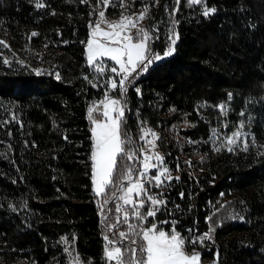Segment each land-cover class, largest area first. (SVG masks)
<instances>
[{
	"label": "trees",
	"instance_id": "1",
	"mask_svg": "<svg viewBox=\"0 0 264 264\" xmlns=\"http://www.w3.org/2000/svg\"><path fill=\"white\" fill-rule=\"evenodd\" d=\"M44 2L37 9L34 0H0V40L8 44L0 45V121L18 118L0 127V264H64L65 242L84 264H106L87 108L103 99L107 78L88 67L83 43L97 17L96 0ZM205 2L217 9L208 18L201 6H179L175 53L130 84L125 128L134 145L141 127L155 130L180 177L148 226L170 232L176 220L181 236L195 239L220 223L212 240L196 246L202 264H213L217 253L218 264H264V0ZM222 103L229 105L227 117L219 114ZM241 120L250 122L255 141L248 151H213L212 129L227 123L231 132ZM185 249L193 247L186 242Z\"/></svg>",
	"mask_w": 264,
	"mask_h": 264
},
{
	"label": "snow or ice",
	"instance_id": "2",
	"mask_svg": "<svg viewBox=\"0 0 264 264\" xmlns=\"http://www.w3.org/2000/svg\"><path fill=\"white\" fill-rule=\"evenodd\" d=\"M80 2L87 4L89 0H80ZM182 2L189 9L201 6V15L204 18L212 16L217 11L215 7H208L205 0H174L171 11H169L170 6L166 4L165 11L169 12V16L172 18V27L168 29L167 43L162 53L156 51L153 47L155 41L160 39L158 27H139L140 22L148 18L149 8L147 6L137 13H131L128 11L130 7L128 0H118V7L124 11L120 12L118 20L110 22L106 16L107 9L117 5L113 3V0H96L94 9L98 18L95 21L90 20L88 24L89 36L83 42L86 45L85 53L88 67L103 76L105 67L102 63L97 64L96 61L106 57L115 65H109L111 73L121 77L118 81L109 77L106 84L103 85L106 89L103 99L94 102L95 106L87 108L88 119L92 125L90 128V179L93 193L96 197L101 198L98 207L105 221L113 220L112 216L107 215V212L113 210L106 209L105 206L109 203L115 204L114 212L116 216L114 222L106 224L107 231L111 233V236L108 234L104 236V259L106 264H113V262L115 264H202L201 253L196 250V246L203 247L206 240H212L216 228L221 226L220 223H210L208 231L195 239L190 236L187 238L182 237L175 228L176 220L171 222L173 225L171 233L157 229L155 223H152L151 227H144V221L148 220L149 217H156L161 207H166L167 204L162 191L157 195H153L151 189L162 190L166 186H171L173 180H180V177H173L170 169L165 166L164 157L154 151L159 136L146 126L140 128L141 135L139 137L145 143L139 149H136V152L143 157L142 160H139L141 167L134 169L131 163L138 158L131 147L133 137L125 128L126 101L124 97L127 94L128 85L131 83L130 78L134 79L135 76L147 72L153 64H157L174 54L179 39V34L175 31V25L178 21L174 17L180 10L179 6ZM155 3L158 4L159 0H155ZM34 5L37 9L46 6L44 0H34ZM89 15L92 16L93 13H89ZM102 24L106 25L110 31L103 30ZM133 29H135V32L132 31ZM37 35L36 32L31 33L32 37ZM97 37L107 40L108 45L102 43ZM0 45L8 47L4 40H0ZM3 63L9 65L10 62L5 59ZM18 63L24 66L22 61H18ZM35 74L39 76L41 71L36 69ZM56 78L60 79L59 73L56 74ZM84 79L89 80L91 87H98L97 84L91 83L89 76H84ZM117 90L119 98L111 97L110 92ZM135 91L138 95L141 94L139 87H136ZM232 99L233 94L228 93V101L230 102ZM249 103H251V100H249ZM101 105L103 111L98 113ZM217 107L219 114L227 117L229 105L222 103ZM239 115L243 117L245 112L241 111ZM249 119L251 118L249 117ZM12 122H18L15 115L10 119L0 121V127H5ZM244 123L243 120L239 121V127L236 131L226 135L221 144L214 148V151L219 152L222 148H225L228 152H233L237 147V141L241 137L250 135V133L243 131ZM224 127H228L227 123ZM149 134L153 139L146 140ZM9 135H11L10 131ZM212 137H219V133L215 129L212 130ZM213 143H215L214 140ZM149 145L150 147H147ZM240 150L248 151L247 140L243 141V147ZM0 155L3 154L0 153ZM153 160L155 163L151 162ZM188 163L191 166V162ZM179 169L180 166L177 165V170ZM153 172L154 174L150 175ZM179 195L181 199L185 196L183 192ZM221 196H223V193H221ZM121 201L122 203H120ZM9 207L11 208L12 205H9ZM176 207L179 208V205H176ZM221 207L224 206L221 205ZM142 209L144 211H141ZM13 211H15V208H13ZM229 218L243 220V217L231 215ZM211 219V216L207 217L208 221H211ZM132 220L139 223H132ZM121 225L126 230H122ZM117 235L119 239H113ZM61 239L66 241L67 238L62 237ZM186 242L193 247L191 254L185 249ZM64 251L69 252V249L65 248ZM218 259L219 253L216 254L213 264H218ZM73 261L74 264H79V257H73Z\"/></svg>",
	"mask_w": 264,
	"mask_h": 264
},
{
	"label": "rangeland",
	"instance_id": "3",
	"mask_svg": "<svg viewBox=\"0 0 264 264\" xmlns=\"http://www.w3.org/2000/svg\"><path fill=\"white\" fill-rule=\"evenodd\" d=\"M118 0H113V3L114 4H116L117 6H114V7H109L112 11H114V12H119L115 17H109V16H107V14H106V16H107V19H108V21H116V20H118L119 19V15H120V11H124L123 9H121V8H119L118 7ZM140 2H141V5L140 6H137V5H134V4H130V7L128 8V11L129 12H131V13H137V12H139L140 10H142L143 9V7H145V6H147L148 8H149V14H148V18H146V19H144L142 22H140V24H139V27H141V28H148V27H150V26H156V27H158V29H159V36H160V39L159 40H157V41H155V43L153 44V47H154V49L156 50V47H163V50L165 49V45H166V43H167V40H166V37H167V35H168V29L170 28V27H172V23H171V17L169 16V12H166L165 11V5L167 4V5H169L170 7H171V4L174 2V0H164L163 1V3L161 4V6L160 7H158V4H156L155 3V0L154 1H152V0H140ZM138 7V8H137ZM170 7H169V11H171L170 10ZM101 10H103V9H101ZM98 18V16L96 17V19ZM95 19V20H96ZM101 27H102V29L103 30H105V31H110V29H108L107 28V26L106 25H101ZM133 32H135V29H133L132 30ZM97 39H99L102 43H105L106 45H108V41L107 40H105V39H103V38H101V37H97ZM109 46H112V45H109ZM157 51V50H156ZM175 53V52H174ZM96 63L97 64H103L104 65V67H105V73H104V75L102 76V77H104V78H107L106 79V81L108 80V78L110 77V78H112L113 80H115V81H118L121 77L120 76H117L116 74H114V73H111V71H110V69H109V65H112V66H115L114 65V62H112L111 60H109V59H107L106 57H104V58H101L100 60H98V61H96ZM118 67V66H117ZM145 73V72H144ZM143 74V73H142ZM134 76H135V74H133ZM141 75V74H140ZM138 76H135V78L134 79H132V78H130V80H131V83L130 84H132L133 83V81L137 78ZM106 83V82H105ZM130 84L128 85V87L130 86ZM110 96L111 97H113V98H119V92H118V90L117 91H115V92H110ZM124 100L126 101V96L124 97ZM92 106H95V104H93ZM103 111V108H100L99 107V109H98V113H100V112H102ZM97 113V114H98ZM101 119L103 118L102 116L100 117ZM125 119H126V107H125ZM250 122H246V124H244V129H243V131H245V132H248V133H250V135L249 136H247V137H241L240 138V140L239 141H237V147L235 148V149H241L242 147H243V141H245V140H247V142H248V146L250 145V143L252 142V140H253V138H252V133H251V128H250V124H249ZM224 125H225V123L223 124V126H221V127H218V128H213V129H215L216 130V132L217 133H219V137H212V131H211V137H210V139H209V144L211 145V149H213V151H214V148L215 147H218L220 144H221V141L223 140V138L226 136V135H230L232 132H234V131H236V129L239 127V125L238 126H236V128H234V130H232L231 132H227V128H225L224 127ZM228 125V124H227ZM147 128H149V127H147ZM212 129V130H213ZM152 130V129H151ZM153 132H155L158 136H159V134L155 131V130H152ZM151 139H153V137L149 134L147 137H146V140H151ZM213 140L215 141V143H213ZM138 145H134V143H133V145L131 146L132 147V149H133V151H134V153H135V155H136V157L138 158V159H134V161L133 162H131L132 163V166L134 167V169H139L140 167H141V165L139 164V160H142L143 159V157L142 156H140L139 155V153L138 152H136V149H139L142 145H144V143L145 142H142L140 139L138 140ZM190 143V142H189ZM147 147H150V145L149 146H147ZM145 150H147V149H145ZM221 150H226L225 148H222ZM154 151L155 152H157V153H159L160 155H162L163 157H164V160H165V166L166 167H168L169 169H170V172H171V175L173 176V177H175V176H179V174L178 173H175L170 167H169V164H167L166 163V159H165V156H164V153H163V151L160 149V146H159V143H158V141L156 142V148L154 149ZM150 155H151V153H149ZM198 158L199 159H201V158H203V156L202 155H199L198 156ZM189 161H191V159L189 160ZM152 163H155V161L153 160V161H151ZM179 170H181V168L179 169ZM151 174H154V172L153 173H150V175ZM173 181H176V180H173ZM172 181V182H173ZM171 182V183H172ZM167 187L168 186H166L165 188H163L162 190L161 189H155V188H152L151 189V192H152V194L153 195H157L159 192H163V198L166 200V202H167V197H166V194H167V192H166V190H167ZM119 194V193H118ZM100 201H101V198L100 197H97V204H99L100 203ZM120 203H122V201L120 202ZM114 207H115V204L114 203H109L108 205H106L105 206V208L106 209H112L113 211L112 212H107V215H109V216H112L113 217V220L112 221H105L104 219H103V216H102V214H101V212H100V209H99V213H100V217H101V222H102V225H104V229H103V237L105 236V234H108V235H110L111 236V233H109L108 231H107V228H106V224L107 223H110V222H114V219H115V216H116V214H115V212H114ZM163 208H164V206H162L161 207V210L157 213V215H159L160 213H162L163 212ZM141 211H144V209H142ZM122 215V214H121ZM156 215V216H157ZM150 219L152 218V219H154L153 217H149ZM148 218V219H149ZM132 223H139L138 221H136V220H132L131 221ZM147 220L146 221H144V223H143V226L144 227H151V225L150 226H148L147 225ZM156 224V226H157V229H159V230H164V229H161V228H158V225H159V223H155ZM121 227V229L122 230H126V228L123 226V225H121L120 226ZM165 231V230H164ZM167 232V231H166ZM168 233H171V231L170 232H168ZM113 239H119V237H118V235L117 236H115V237H113ZM65 244V248H68L69 249V252H65V263L64 264H70V262H72V264H74V261H73V257H76V256H78V254L76 253V251H75V249H74V246L70 243V242H65L64 243ZM189 254H191V253H189ZM79 257V256H78ZM57 263H59V260L57 261ZM17 264H27V263H23V262H20V263H17ZM79 264H84L81 260H80V258H79ZM113 264H115V262H113Z\"/></svg>",
	"mask_w": 264,
	"mask_h": 264
},
{
	"label": "water",
	"instance_id": "4",
	"mask_svg": "<svg viewBox=\"0 0 264 264\" xmlns=\"http://www.w3.org/2000/svg\"><path fill=\"white\" fill-rule=\"evenodd\" d=\"M170 57H171V56H170ZM170 57H168V58H165L164 60L160 61L159 63H162V62H164V61L168 60Z\"/></svg>",
	"mask_w": 264,
	"mask_h": 264
},
{
	"label": "built area",
	"instance_id": "5",
	"mask_svg": "<svg viewBox=\"0 0 264 264\" xmlns=\"http://www.w3.org/2000/svg\"><path fill=\"white\" fill-rule=\"evenodd\" d=\"M92 70H93V69H92ZM93 72H94V70H93ZM94 73H95V74H99V73H96V72H94ZM101 100H102V99H101ZM99 101H100V100H99ZM100 108H103V106L101 105Z\"/></svg>",
	"mask_w": 264,
	"mask_h": 264
}]
</instances>
